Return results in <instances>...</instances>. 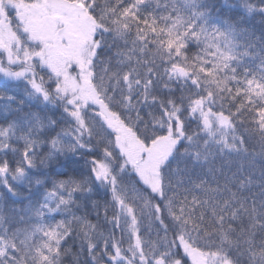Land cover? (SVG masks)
<instances>
[{
	"label": "snow or ice",
	"instance_id": "snow-or-ice-1",
	"mask_svg": "<svg viewBox=\"0 0 264 264\" xmlns=\"http://www.w3.org/2000/svg\"><path fill=\"white\" fill-rule=\"evenodd\" d=\"M222 3L0 0V264H264V0Z\"/></svg>",
	"mask_w": 264,
	"mask_h": 264
},
{
	"label": "trees",
	"instance_id": "trees-1",
	"mask_svg": "<svg viewBox=\"0 0 264 264\" xmlns=\"http://www.w3.org/2000/svg\"><path fill=\"white\" fill-rule=\"evenodd\" d=\"M212 2L215 5V7L213 9V15L214 16L223 17L229 13L230 10L223 5L222 0H212ZM250 2H255V0H250ZM216 9H220V10L216 11ZM249 23H251V21H249ZM257 27H259V25H257ZM71 159L75 165H78L81 167V169H83V165L85 164V158L84 157H72ZM65 163H67V162H65Z\"/></svg>",
	"mask_w": 264,
	"mask_h": 264
}]
</instances>
